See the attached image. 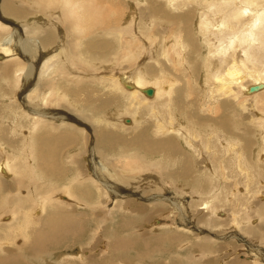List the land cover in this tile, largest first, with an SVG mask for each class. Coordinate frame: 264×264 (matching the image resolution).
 <instances>
[{
  "label": "bare ground",
  "instance_id": "obj_1",
  "mask_svg": "<svg viewBox=\"0 0 264 264\" xmlns=\"http://www.w3.org/2000/svg\"><path fill=\"white\" fill-rule=\"evenodd\" d=\"M0 80V146L16 158L0 161V264L77 246L152 191L154 212H181L162 225L208 230L185 232L206 259L211 237L264 264V0H0ZM181 182L202 198L185 202Z\"/></svg>",
  "mask_w": 264,
  "mask_h": 264
},
{
  "label": "rangeland",
  "instance_id": "obj_2",
  "mask_svg": "<svg viewBox=\"0 0 264 264\" xmlns=\"http://www.w3.org/2000/svg\"><path fill=\"white\" fill-rule=\"evenodd\" d=\"M132 9H133V6H132ZM124 68H125L124 72H126L127 67H124ZM0 90L4 94L7 92L9 94H12V92H10V90L7 86V83L3 80H0ZM17 95L19 96V98H21L20 92H18ZM18 96H17V98H18ZM18 102H20V101H18ZM4 113L6 114V110H4ZM252 116L257 117V114L247 115L249 120H251ZM123 124H124L123 127H125L126 124L125 123H123ZM126 126H132V124L131 125L127 124ZM19 145H20V143L17 144L14 148L16 149ZM8 147H9L8 143H4L3 145L0 146V156L2 158V159L0 158V161H4L5 159H7L10 156H11L10 158L16 160V158L14 156L10 155V153L7 149ZM3 149H4V151L1 152V150H3ZM84 164H86L85 161H84ZM7 180H12V179H7ZM181 183H183V182H181ZM165 186H167V188L169 187V185H165ZM177 187H178L177 191L179 193V197L182 199H185L184 200L185 202H188L190 199H194V198H195L194 200L198 201L202 198V196H200L199 199L196 198V193L193 190H192V192L188 191V190H190V187H188L185 184V182L182 185L179 184ZM154 189L155 188L153 187V190ZM183 192H185V193H183ZM152 194H153V191L150 194H148L149 195L148 197H144V199L143 198L142 199L141 198H135L134 200L136 201V203L134 205H132L129 210H125L124 212H122V214L124 216L122 214H119L120 216L116 215L114 222H111V219L108 220L109 222L104 221V223H102L101 221L97 222L95 220H92L91 223H93V224L88 222L87 224L90 223L91 226L87 225V224L84 226L85 236H83L84 234L82 235L84 237V239H82V237H81L82 240L79 241V242H81V244H78L77 246H76V244H77L76 243L75 245H73L72 247H69V248L68 247H66V248L60 247V248H56V249L52 248L51 253L48 254L49 256L46 254L45 256L41 255L42 257L39 256V258L30 256L24 250V252L22 254H20V256H21V258L19 259L20 261L18 260L19 262L16 261L15 263H12V264H51V263L52 264H63V263H66V261L63 260L66 256H77L78 257V256H80V254L84 255L85 258L90 254V256H89V257H91L90 261L85 260V259L82 260V261H87V262H85L87 264H114V263L115 264H118V263H120V264H172L173 263L174 264L175 262H178V264L179 263L180 264H182V263L188 264L187 261L193 262L194 258L196 259V257H197V260H195L196 262L198 261L199 257L202 258V261L199 258V262L200 263L202 262V264H232V263L233 264H247V263L248 264L249 263L250 264L251 263L257 264V263H255V261L248 260L247 259L248 256L242 257L243 254L241 252H240L241 256L238 255V252L235 255L234 252L236 250H241V249L243 250V249H245V246H241V244H236L237 243L236 241L227 243L224 241L222 242V241L216 240V239L211 238V237H210V239H213L216 242V245L221 244L223 246V248L218 250L216 248V245H215V248L212 251L215 254L211 257H207V259H206L205 253H203V251L201 249L190 245L191 243L188 245V241L192 242V244H193V242H195V244L201 243V242H199V240H197L196 237L197 236L198 237H200V236L205 237V235L209 234V232H207L208 230L206 231L205 234L202 235V234L198 233V231H196V229H194L192 226L189 227L186 225H183V226L178 225V227L177 226L175 227L174 223L162 225L164 223V221H162V220H170L171 221L172 219H179L181 212L179 210H177L176 208L170 209V208H172L171 205H166L165 206L166 208H164L163 211L158 210V211L154 212L151 209V207H153V201L150 199V196ZM162 194L164 196L167 195V193L166 192L164 193L163 191H162ZM61 195L62 194H60L59 196L60 197L66 196V195H62V196ZM186 198L188 201L186 200ZM174 200L180 201V199H174ZM185 206L187 208L183 209L185 213L183 214L182 217H184V218L188 217L187 221L184 222V223L188 224V223H190V219H189V214H187L186 212L188 210L190 211V209L192 210L193 208H192V205H189V206L185 205ZM195 208H198V204L195 205ZM78 211L85 212V211H89V210L88 209H85V210H79L78 209ZM192 211H194V210H192ZM192 211H190V212H192ZM170 214L172 217H170V219H168ZM197 214H199V213H193L192 216H194V217H191V218H194V219L199 218L197 216ZM137 215H139V216H137ZM99 217H103V216L100 215ZM136 217H139V220L136 219ZM201 219H203V218L201 217L200 220ZM125 220L130 221L129 222L130 228L124 223ZM188 220H189V222H188ZM97 223H99V224H97ZM100 224L102 225V227ZM123 224H125V226ZM97 225L98 226L100 225L101 229H99L98 227H95ZM197 226L198 225H196L195 227H197ZM167 227H169V228H167ZM179 227H181L182 229ZM229 227L230 226H227L226 228H229ZM96 228L98 230H96ZM2 230L3 229H0V232H5L4 230L3 231ZM95 231H98V235H97L98 237L96 239H98L99 242L96 240L97 243L94 242L95 243V245H94L90 242V238H93L92 234H94ZM109 232H114L113 241H116L118 239V237L120 236V237H125L128 240V242L130 244H132V246L129 248V250L126 252V254L118 252V255H117V253L114 254L113 251H111L110 246H109V241H110ZM185 232L189 235H187ZM170 234H171V236L172 235L180 236L182 238V241L179 242L181 240L180 239L174 243L167 244L163 240H162V242L160 241V239H157L158 241L156 240V238H159V236L164 237L163 238L164 240L170 239L168 237ZM193 234H195V235H193ZM225 234L226 233H223V235H225ZM185 235L188 236V241L185 238L186 237ZM139 239H143L144 241L143 240L141 241ZM14 240L18 244H20V243H22L21 241H23V238L18 237L17 239H14ZM163 242H164V244H163ZM88 243H89V245H88ZM224 243H225V246H224ZM232 243H234V244H232ZM97 244H99L100 246L97 247ZM83 245H85V247ZM74 248H75V250L73 251ZM15 250H16V248H13V247L5 248L3 254L4 255H12V254L16 255L17 252H19V251H17V250L15 251ZM20 250H23V249H20ZM150 250L153 251V253L150 252ZM192 250H194V251H192ZM230 250H233V251H231V253H230L229 252ZM218 252L222 256L219 255L218 257H216V255L219 254ZM150 253H152L153 255ZM61 254H63V255L61 256ZM65 254H67V255L65 256ZM104 255H105V258L103 257ZM225 255L227 257H224ZM101 256H102V258H101ZM60 257H61V259H60ZM136 257H138V258L136 259ZM231 257H233V258H231ZM139 258H140V260H139ZM182 258H183V260H182ZM21 259H24V260L22 261ZM45 259H47L48 261H44ZM171 260L172 261L175 260V262L171 263ZM40 261H41V263H40ZM82 261H78V259L72 258V262L69 264H74V263L75 264H85ZM175 264H177V263H175Z\"/></svg>",
  "mask_w": 264,
  "mask_h": 264
},
{
  "label": "water",
  "instance_id": "obj_3",
  "mask_svg": "<svg viewBox=\"0 0 264 264\" xmlns=\"http://www.w3.org/2000/svg\"><path fill=\"white\" fill-rule=\"evenodd\" d=\"M261 88L260 85H255V86H252L250 87L249 91L252 93V92H256L258 91L259 89ZM149 96H152L153 95V90L149 89V90H146L145 91Z\"/></svg>",
  "mask_w": 264,
  "mask_h": 264
}]
</instances>
